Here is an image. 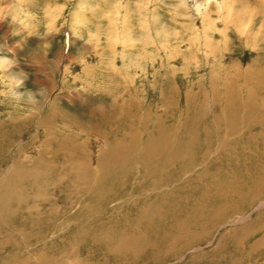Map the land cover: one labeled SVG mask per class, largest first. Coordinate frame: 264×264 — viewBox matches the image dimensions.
<instances>
[{
  "label": "rangeland",
  "instance_id": "rangeland-1",
  "mask_svg": "<svg viewBox=\"0 0 264 264\" xmlns=\"http://www.w3.org/2000/svg\"><path fill=\"white\" fill-rule=\"evenodd\" d=\"M234 68L251 70L248 76L233 80L241 100H246L245 91H253L250 79L259 83V74H264V0H0V119H11L10 145L0 152L1 175L9 171L17 151L33 160L41 145L45 147L40 122L46 116L56 135L71 138L73 144L64 142L61 151H69L75 140L91 141L92 162L96 152L113 147L115 141L126 142L121 132L104 138L92 130L105 126L106 118L113 117L111 107H107L112 98L119 103L136 100L141 105V111H130L125 121L144 124L134 131L144 138L146 130L155 129V118L163 119L168 111L162 106L161 94L173 89L175 104L169 110L176 128L171 144H178L182 135L183 142L190 137L197 142L203 138L202 126L186 124L199 113L201 103L205 123H211L214 113L221 112L214 92H222V74L226 71L231 75ZM211 84L215 85L214 92ZM199 87L205 101L202 94L196 104V99L187 100ZM257 91L251 94L260 102L262 93ZM233 114L237 119L231 132L224 127L219 136L209 130L214 141L206 148L208 155L192 145L197 162L204 160L210 171L211 164L219 161L216 166L224 167L221 179L232 182L236 193L243 189L246 197L240 209L206 232L195 230L185 239L169 242L160 237L156 241L159 251L146 248L135 260L130 257L120 262L118 254L105 253L94 240V228L101 234V224L82 225L77 211L87 200L80 196L82 191L74 190L70 201L71 211L76 212L68 220L56 222L54 234L45 240L56 242L61 260L69 264H264V107L236 109ZM148 116L151 119L146 121ZM165 121V126L172 123ZM227 159L231 166L226 165ZM199 163L187 165L183 174L194 177L202 170ZM55 164L61 165V161ZM248 187L251 193L247 197ZM66 188L63 184L47 192L48 196L56 194L60 211L67 208L61 197ZM129 192L116 193L114 200L108 198L107 209L98 215L104 224L121 218L124 210L117 208L119 203L126 199L138 202L137 193ZM189 195L200 196L198 190ZM188 238L191 242L183 246ZM58 243L69 247L63 249Z\"/></svg>",
  "mask_w": 264,
  "mask_h": 264
},
{
  "label": "bare ground",
  "instance_id": "bare-ground-1",
  "mask_svg": "<svg viewBox=\"0 0 264 264\" xmlns=\"http://www.w3.org/2000/svg\"><path fill=\"white\" fill-rule=\"evenodd\" d=\"M250 71L234 68L231 75L225 74V71L222 74L223 90L220 93L214 92L215 85L211 84V90L217 97L216 103H219L220 109L218 110L221 112L214 113L211 123H205L207 122L205 121L206 117L201 114L204 104L199 102V104L201 103L197 106L199 113L186 124L187 127L202 126L203 138L201 137L202 139L197 142H195L194 137L187 138L183 142L182 135L178 144H171V140L175 138L174 129L176 128V126H172L174 117L172 110H169L172 104H175L176 95L173 89L169 93L161 94L163 96L161 97L162 106L165 110L168 108V111L163 119L155 118V129L146 130L143 139L137 137L134 131L137 125L143 128L144 124L125 121L130 111H141V105L136 100L119 103L116 98H112L111 104L107 107H111L113 117L111 118L109 114L111 120L107 117L106 120L108 121L105 126L92 127V130L94 135L95 132L101 133L100 135L104 138L121 132L126 142L115 141L113 147L96 152L93 162L90 161L89 155L94 147V145L91 146V141L88 143V141L79 142L75 140L76 144L74 143L69 151H61L60 148L64 142L73 144L71 138H68V135H62V137L56 135V128L46 120L47 116L44 117L40 124L46 135L43 141L45 147L42 146L43 144L41 145L33 160H28L21 154V151H17L18 156L12 158L9 171L2 176L0 170V209L2 210L0 213V264H32V261L33 264H69L67 261L61 260V253L56 247V242L47 241L45 237L54 232L55 226H57L56 222L66 221L76 212L71 211V203L73 202L70 201L74 190L82 191L80 196H84L83 200L84 198L87 200V204L84 206L81 204L82 206L78 207L79 211H77L78 215L80 214L83 218L82 225L86 227L88 223L101 224V234H98L101 231L99 228H94V240L104 247L105 253H113L114 256L118 254L120 258H117L120 262L129 260L130 257L135 260L134 257H137L146 248L149 250L153 247L157 248L156 241L160 237H165L161 240L169 242L175 239H185L195 230H199L198 232L205 230L204 232H206L212 224L223 219L232 211H236L241 205L240 202L246 200L245 194H243L244 190L241 189L240 193H236L231 187L233 186L232 182L229 180L224 182L221 179L222 176L219 175L224 167L218 168L216 166L219 161H214V166L211 164L210 171L209 166L202 163L204 160L200 163L197 162L196 159L198 158H195L192 145L194 144L202 155H208L206 148L211 146L214 141L208 134L209 130L212 131L213 135L219 136H221L224 127H228V131L231 132L230 130L237 119L236 115L233 114L236 109L252 111L257 106L264 107L263 72H259L260 77L257 80H260L259 83H255L253 78L250 79L252 80L253 91L256 89L258 93H262L260 94V102L252 97L253 91L250 90L245 91L243 99L246 100H241L242 95L240 97L238 94L240 93L239 87L233 86V80L248 76ZM198 96L201 98L205 96L200 87L196 93H191L186 98L189 101L196 99L194 101L196 104L201 100ZM222 101L225 102L223 105ZM150 119L149 116L146 117V121ZM165 119H169L172 123L165 126ZM10 120L8 117L4 120L0 119V128H5V131L1 130L0 132V138L3 139L0 140V152L8 148L6 146L10 137L8 125ZM222 121H224V125ZM102 137H98V139ZM92 143L94 144L93 140ZM170 145L174 147H170ZM185 151H189V153L187 154ZM56 160L61 161V165H56ZM3 162L5 164L7 161L3 160ZM196 163L202 166V170L195 172L194 177L187 178L183 174V169L189 164L196 165ZM227 164H230L229 159H227ZM63 184L67 187V191L65 196L61 197H63L62 201L67 204V208L60 211L57 209L58 198H54L56 194L48 196L47 192L50 188L55 190ZM133 184L134 187H129ZM169 185H172L170 189H165ZM129 189L130 192L132 190L137 193L138 202H128L129 199H126L125 203H119L117 208L124 210L121 218L110 220L104 224L98 215L107 209L106 201L108 202V198L114 200L116 193L128 194ZM195 190L199 192L198 198L189 195L190 191ZM250 190L251 187H248L247 197L251 193ZM69 202L70 204H68ZM94 208L96 209L95 212L98 213L94 212ZM78 215L76 213V216ZM93 227H91V233ZM258 228L259 226L255 230ZM253 231L251 232L253 233ZM76 239L80 242L79 238L76 237ZM190 242L188 238L187 241H184L183 246ZM72 244L70 245L72 246ZM58 245L63 249L69 247L60 243ZM53 247L55 248L54 252H52ZM249 247L250 253L247 254V257L252 256V245ZM47 249L50 250L49 254ZM110 256L112 257V255ZM252 261L250 259L249 262Z\"/></svg>",
  "mask_w": 264,
  "mask_h": 264
}]
</instances>
